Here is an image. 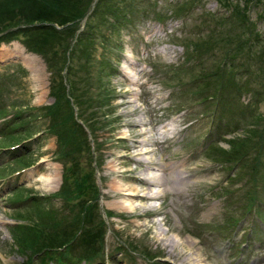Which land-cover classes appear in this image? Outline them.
<instances>
[{
  "label": "rangeland",
  "instance_id": "374dc122",
  "mask_svg": "<svg viewBox=\"0 0 264 264\" xmlns=\"http://www.w3.org/2000/svg\"><path fill=\"white\" fill-rule=\"evenodd\" d=\"M128 1L134 15L122 20L125 27L106 32L107 21L112 20L109 13L123 12ZM261 1L262 6L249 11L253 21L264 9ZM228 2L242 0H105L101 9L84 19L88 34L97 41L93 57L83 50L91 59L90 67L79 56L68 60L66 55L63 64L54 63L66 89L72 86L70 78L77 95H96L99 73L100 92L107 94L102 109L96 97L97 102L89 103L92 109L79 104L73 111L90 147L80 151L77 170L83 175L93 172L91 181L99 193L97 213L106 225L105 256L99 264H195L182 243L190 238L204 264H264V149L254 146L230 162H220L223 155L218 154L219 149L229 150L231 140L247 135L254 122L255 134L247 142L238 140V147L243 151L259 141L264 62L257 70L243 54L227 59L225 70H235L236 86L223 95L225 104L218 108L214 100L200 103L186 84L199 72L184 71L180 83L186 85H179V76L173 74L184 59L182 44L205 38L211 30L221 31L223 21L217 25L215 19L230 14ZM5 22L0 20V26ZM257 23L264 36V23ZM222 58V50L214 48L205 65L212 69ZM248 65L246 74L242 66ZM50 80L44 59L27 50L21 38L0 43V264H25L28 253L19 246L27 231L16 226L48 231L57 218L71 217L67 199L61 193L54 196L72 162L63 155L67 145L50 129L56 122L46 110L54 103ZM59 104L65 114L64 102ZM92 122L94 132L87 127ZM143 139L148 146L139 143ZM142 146L146 153L137 155ZM257 153H263L259 159ZM142 158L150 165L136 160ZM169 163L174 171L166 169ZM146 166L165 168L167 187L172 186L171 178L173 192L157 199H131L133 206L128 208L123 204L125 194L143 190L136 179L145 177ZM179 174L186 184L177 193ZM46 178L52 183L43 184ZM242 220L237 240L229 245ZM33 263L40 264L38 259Z\"/></svg>",
  "mask_w": 264,
  "mask_h": 264
},
{
  "label": "trees",
  "instance_id": "16d2710c",
  "mask_svg": "<svg viewBox=\"0 0 264 264\" xmlns=\"http://www.w3.org/2000/svg\"><path fill=\"white\" fill-rule=\"evenodd\" d=\"M104 1L10 0L4 2V0H0V20H3V22L6 20L5 23H7L0 26V43L19 37L27 50L38 54L44 59L51 76L50 94L54 99V103L46 107V110L56 121L52 123L50 129L56 131L59 142L67 145V152L63 155H66L72 162L71 166L65 168L63 172L62 184L57 193L58 195L61 193L67 199L71 217L57 218L48 231H39L33 228L26 230L24 227L22 229H19V226L15 227L18 231L21 230L24 233L27 231L26 238L22 240L23 245L20 243L19 246L23 254L28 253L25 255L27 256L25 264H34L33 262L36 259L39 260L40 264H48L52 261L58 264H99L105 256L103 254V236L106 232V225L97 213L99 193L97 186L91 181L93 172L81 174V170H77L79 164L76 163L79 160L80 151L82 149L89 151L90 147L85 133L79 126L82 124L77 123L73 111L74 106L77 107L79 104L82 108L92 109L93 105L90 106L89 103L97 102L96 97L100 101L99 104L97 103L98 109H102L107 105L106 101H102L107 98V94L100 92L103 85L99 73L95 80L96 95L86 96L84 92L79 96L76 94L77 86L70 78L68 80L72 86L66 89L68 86H65L64 80L59 78L60 72L57 68L58 63H64L66 55L68 60L74 56H79L84 60L85 66L89 65L90 67L92 64L91 59L85 55L83 50H89L90 56L93 57V50L97 41L94 36L88 34V22L84 23L82 30H80V23L86 17L88 20V13L91 14L92 10L96 13L97 10L101 9L100 4ZM261 2V0H242V2L235 4L228 2L227 12L229 11L230 14L221 19L215 17L217 25L221 20L223 21L224 27L221 31L211 30L205 38H197L193 43L189 42L181 45L184 49V59L173 74L179 76L177 80L179 85L190 84L188 86H191L194 90L192 93L197 96L200 103L214 100L216 101V108L225 104L223 95L228 92L231 86H236L235 70H225L227 59L234 60L236 56H242L243 54L251 65L257 66V70L261 69L260 65L263 66L264 48L262 46L264 47V36H262L263 33L257 30V21L264 23V9L257 14L256 21H253L249 15V11L257 9L256 6H262L259 5ZM125 4L123 12L109 13L112 20L107 21L106 32L115 31L116 27H125L126 25L122 23V20L127 19L128 15H134L131 8L132 2L128 1ZM134 18L135 16H133ZM102 26H104V23H102ZM106 38L108 39L107 35L103 37V39ZM206 38L207 40H205ZM103 39L102 42L104 43ZM103 43H101L102 47H104ZM76 48L77 51H74ZM214 48L222 50L223 58L217 62L216 67L208 69L205 65L206 57ZM257 50H259V54ZM55 61L58 63L54 65ZM104 65L109 66L107 63ZM242 69L247 74L250 66L248 65L247 68L242 66ZM194 70L199 72V75L192 76V81L189 83L181 84L182 73ZM71 73L72 70H68L70 77ZM236 88L243 89L240 85ZM253 94L255 95V93ZM59 101L60 103L64 102L66 106L67 112L65 114L62 112ZM85 103H88V105ZM220 112L223 113L222 110ZM81 117L82 114H80V118L78 116L79 119ZM260 117V120H263V131L259 133V141L243 151L238 147V140L247 142L251 138L250 135L255 134L253 128H257L258 123L254 122L248 130L249 135L247 133L240 139L231 140L232 144L229 150L219 149L218 154L223 155L219 160L220 162H230L238 157L241 159L245 156V153L253 150L254 146H260L264 149V116ZM61 118H63L62 121ZM85 120L83 119V121ZM87 127L90 131H95L93 122L92 125L89 123ZM234 143H237V145ZM69 145L72 149H69ZM231 151L233 152L231 153ZM262 154L257 153V158L259 159ZM70 173H72L71 176ZM145 255L149 259L152 257L148 253H145Z\"/></svg>",
  "mask_w": 264,
  "mask_h": 264
},
{
  "label": "bare ground",
  "instance_id": "6f19581e",
  "mask_svg": "<svg viewBox=\"0 0 264 264\" xmlns=\"http://www.w3.org/2000/svg\"><path fill=\"white\" fill-rule=\"evenodd\" d=\"M128 78V77H127ZM175 122V121H174ZM175 126H176V122L174 123ZM170 126V125H169ZM177 127V126H176ZM169 128V127H168ZM174 128V126H173ZM162 129V128H161ZM160 129V130H161ZM176 129V128H175ZM159 132V131H158ZM174 132V131H173ZM172 132V133H173ZM143 133V132H142ZM166 133V132H164ZM140 134V133H139ZM174 135V134H173ZM172 136V135H171ZM136 141V140H135ZM139 142V141H138ZM144 143L143 145L146 146L148 143L146 142L145 139L141 140V142L139 143ZM136 144V143H135ZM144 146H142L141 148V154H137V155H143L146 153V149L144 148ZM148 146V145H147ZM137 147V146H135ZM152 151V150H151ZM154 151V150H153ZM156 151V150H155ZM150 154V153H149ZM150 158V157H149ZM138 160L139 162H143V163H148V159L145 158V159H136ZM163 162V161H162ZM147 164V165H148ZM177 164V163H176ZM150 165V164H149ZM154 165V164H153ZM174 164L172 163H169V167H167L166 169H169L170 171H174L175 167L172 166ZM177 166H180L177 164ZM147 167V168H146ZM145 168V171L142 172V174H144L145 177H140V178H137L136 179V182L137 184H140L139 186L143 188V190L138 194H131V193H127L125 194V200L123 202L124 206H127L128 208H132V203L133 202H130L131 199H137V200H142V199H157L159 196L165 194V193H169V192H173V180H171L170 178V181H171V185L170 187H167V184H168V180L169 178H166L164 173H165V168H148V166H146ZM150 167V166H149ZM166 167V165H165ZM171 168V169H170ZM178 168V167H177ZM168 171V170H167ZM178 171V170H177ZM179 172V171H178ZM169 174V173H168ZM180 175V174H179ZM177 176L176 177V183H177V186H176V190H177V193H179V191L181 190V187L183 184H186V183H183L182 180L184 179V176L183 175H180V176ZM162 176L161 179H158V177ZM172 176V175H171ZM132 181H135V178L134 180ZM182 182V184H181ZM51 180L50 178H46V179H43V184H46V185H49L51 184ZM175 183V185H176ZM155 188V189H153ZM131 189V188H130ZM129 189H127V192H128ZM175 191V190H174ZM175 194V193H174ZM179 241H181L179 238H178ZM184 243L186 246L185 247H188V249H190V253L192 254V257H193V260L195 262V264H204L205 261L202 257V255L200 254L199 250H195L193 249V245H195V241L190 238L189 241H184L182 242ZM188 251V250H187Z\"/></svg>",
  "mask_w": 264,
  "mask_h": 264
}]
</instances>
